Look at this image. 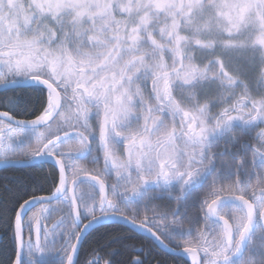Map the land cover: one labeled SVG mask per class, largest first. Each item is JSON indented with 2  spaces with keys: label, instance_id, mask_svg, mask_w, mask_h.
<instances>
[{
  "label": "snow or ice",
  "instance_id": "6c2138e0",
  "mask_svg": "<svg viewBox=\"0 0 264 264\" xmlns=\"http://www.w3.org/2000/svg\"><path fill=\"white\" fill-rule=\"evenodd\" d=\"M261 125L264 0H0V264H264Z\"/></svg>",
  "mask_w": 264,
  "mask_h": 264
},
{
  "label": "trees",
  "instance_id": "16d2710c",
  "mask_svg": "<svg viewBox=\"0 0 264 264\" xmlns=\"http://www.w3.org/2000/svg\"><path fill=\"white\" fill-rule=\"evenodd\" d=\"M6 110V109H4ZM28 118H32V117H28ZM260 127H264V125H261ZM256 131H259V128L256 129ZM246 139H248L251 143L255 144L256 141L255 139H252L251 137H246ZM89 167H91V165H88ZM19 172L17 176H21L23 175L24 170H21L20 168H16ZM6 175H13V174H6ZM0 176H3L0 174ZM16 176V175H14ZM11 177V176H10ZM3 183H8L10 186H14L13 182L11 180L8 181H0V199H3L7 194L4 192L3 190ZM105 229L101 228L99 231L103 232ZM93 246H95L93 244ZM86 248L88 247L87 245L85 246ZM112 247H118V245H112ZM102 259H108V257L106 255H104V251H100L98 253ZM138 254V253H137ZM157 259H162L166 261V264H189V261L186 260L184 257H180V256H175V255H171L167 252L162 251L161 255L159 257H157Z\"/></svg>",
  "mask_w": 264,
  "mask_h": 264
},
{
  "label": "flooded vegetation",
  "instance_id": "af4514ba",
  "mask_svg": "<svg viewBox=\"0 0 264 264\" xmlns=\"http://www.w3.org/2000/svg\"><path fill=\"white\" fill-rule=\"evenodd\" d=\"M18 170L17 169H8L7 171H0V174L1 175H6V174H13V175H10V176H14V175H18ZM9 176V175H7ZM165 252V251H164ZM101 264H103V259H101Z\"/></svg>",
  "mask_w": 264,
  "mask_h": 264
},
{
  "label": "rangeland",
  "instance_id": "374dc122",
  "mask_svg": "<svg viewBox=\"0 0 264 264\" xmlns=\"http://www.w3.org/2000/svg\"><path fill=\"white\" fill-rule=\"evenodd\" d=\"M83 187H86V185H84Z\"/></svg>",
  "mask_w": 264,
  "mask_h": 264
},
{
  "label": "water",
  "instance_id": "95a60500",
  "mask_svg": "<svg viewBox=\"0 0 264 264\" xmlns=\"http://www.w3.org/2000/svg\"><path fill=\"white\" fill-rule=\"evenodd\" d=\"M17 168H19V166H18ZM175 256H176V255H175Z\"/></svg>",
  "mask_w": 264,
  "mask_h": 264
}]
</instances>
